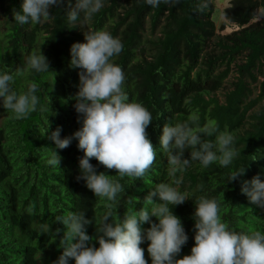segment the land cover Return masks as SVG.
Instances as JSON below:
<instances>
[{"label":"trees","instance_id":"1","mask_svg":"<svg viewBox=\"0 0 264 264\" xmlns=\"http://www.w3.org/2000/svg\"><path fill=\"white\" fill-rule=\"evenodd\" d=\"M90 23L80 28L83 15L75 22H69L67 0L59 7L51 8V17L37 24L19 25L12 15V9L19 10L22 0H0V74L13 75L12 89L25 92L29 83H36L39 104L35 112L25 119L14 115L0 103V264H53L62 249L56 231L63 225L55 223V217L68 212H85L87 218L98 221L110 203L106 198L94 196L79 175V158L84 155L72 140L66 149H57L48 134L57 127L61 138L71 136L81 126L77 122L75 95L79 90L80 69L70 67V48L74 42H85L83 31L100 29L106 20L113 17L118 0H107ZM119 19L109 23V33L114 36L124 17L130 20L121 30L124 34L123 49L113 61L125 74L123 90L130 101L146 107L153 122L147 128L148 138L156 149V159L151 169L142 178H121L115 170H107L95 159L92 163L97 172H106L110 178L123 186V192L112 202L113 217L119 219L124 213L146 204L145 197L150 186L167 183L173 187L174 180H182L178 191L189 197L183 204L169 206L182 222L188 236L179 257L188 255L194 246V198H214L219 206L222 222L230 230L264 232V209L252 204L242 193L245 180L259 175L264 180V108L258 113L247 115L264 91V0H229L223 8L224 21L236 27L225 35L228 59L233 53H244V62L237 66V76L224 91L221 102L212 94L221 85L227 73L225 70L209 75L216 59L224 54L206 58L204 69L198 68L190 74L191 66L198 59L214 35L215 25L211 20V2L204 11H198L202 0H180L177 4L161 3L151 7L145 0H131ZM74 5L75 0H71ZM145 16L150 28L164 17L165 25L154 46L156 52L143 64L133 61L134 52L139 49V31ZM223 21L220 22L222 26ZM42 53L47 57L50 69L36 72L25 66V58L31 53ZM231 56V57H230ZM133 61V62H132ZM135 62V63H134ZM257 70L263 79L259 93L251 97V88L244 80H254ZM263 71V72H262ZM43 109V110H42ZM190 116L198 118L200 125L213 123L219 131H227L235 137L239 155L228 167L212 163L204 168L199 161L190 160L175 177L169 176L170 165L160 148V136L165 123L183 122ZM253 120L249 129H244L246 119ZM215 140V136L209 137ZM52 149L61 156L60 166L47 163ZM190 158V149L184 152ZM244 167L245 171L235 181H225L231 172ZM158 198H154L156 200ZM157 222L156 217H151ZM86 228L89 235H95V222ZM149 223L141 225L142 229ZM98 247V242L93 241ZM149 241L141 244L147 252ZM151 264V257L146 259ZM69 264H75L70 259Z\"/></svg>","mask_w":264,"mask_h":264},{"label":"clouds","instance_id":"2","mask_svg":"<svg viewBox=\"0 0 264 264\" xmlns=\"http://www.w3.org/2000/svg\"><path fill=\"white\" fill-rule=\"evenodd\" d=\"M65 0H22L19 10L12 9L13 19L19 25L37 24L51 17V8L59 7ZM69 22L75 23L81 15L80 28L104 6L103 0H67ZM180 0H145L149 6L161 3L177 4ZM209 0H202L198 11H204ZM259 15L264 16V8ZM85 42H74L70 48V67L80 69L79 90L74 99L77 122L81 125L71 136L61 138L57 127L48 135L57 149H66L73 139L84 153L79 158V175L86 187L96 197L106 198L107 210L94 221L85 212H68L55 217V223L63 225L56 231L62 249L53 264H148L141 244L149 241L147 252L151 264H264V232H236L222 222L219 206L214 198H194L195 211L194 246L188 255L180 258L182 246L188 236L181 219L173 213L171 206L181 205L188 196L167 183L150 186L145 197L149 209H128L123 217H113L112 202L123 192V186L110 178L106 172H97L90 163L95 158L107 170H115L119 177L142 178L151 169L156 159V149L148 138L147 128L153 122L149 110L136 101H130L123 90L125 74L113 62L123 45L118 38L105 30L83 31ZM25 66L36 72H47L50 65L42 53H31L25 58ZM13 75L0 74V103L15 119H25L37 110L38 86L29 83L27 90L18 93L12 89ZM43 110V109H42ZM215 136V140L209 137ZM160 148L170 165L169 176L175 177L190 160L199 161L204 168L212 163L228 167L239 155L235 137L227 131H219L217 125H200L198 118L190 116L183 122L165 123L160 136ZM190 149V158L184 152ZM61 156L52 149L49 165L60 166ZM244 167L231 171L224 179L235 181L244 173ZM179 186L182 180H174ZM241 191L248 200L264 209V180L259 175L242 182ZM154 198H158L154 200ZM156 217L157 222H152ZM95 222V235L87 233V226ZM150 227L142 229L141 225ZM93 241L98 242V247Z\"/></svg>","mask_w":264,"mask_h":264},{"label":"rangeland","instance_id":"3","mask_svg":"<svg viewBox=\"0 0 264 264\" xmlns=\"http://www.w3.org/2000/svg\"><path fill=\"white\" fill-rule=\"evenodd\" d=\"M229 0H210V4L212 6V12L210 15L211 20L214 22L215 31L214 35L210 38L206 47L201 51L196 62L191 66L190 74H192L198 68H207L206 66V58L213 56H220V54H224L223 59H216L210 68L209 75L218 74V72L225 70L227 66V73L225 77L221 81V85L218 89H216L212 94L218 99L219 102L223 100L224 91L230 87V82L235 80V77L238 75L236 70L237 66L244 62V53H233L231 54L232 58L228 59V48H226L223 44L227 43L225 39V35H229L231 31L235 30L236 27L232 24L227 23L223 19L222 10L228 4ZM104 5L108 4L107 0H103ZM131 0H118V6L115 7L113 11V17L106 20V22L102 25L99 30L109 31V23H113L119 19L124 13V10L127 9ZM3 7V6H1ZM0 7V8H1ZM1 11V9H0ZM130 20V15L124 17L122 24H120L116 29V34L113 36L118 38L121 42L124 38V34L121 33V30L125 29V25ZM0 21H2L0 19ZM222 22V26H220V22ZM90 23V20L87 21V24ZM142 29L139 31L140 43L139 49L142 48V51L134 52L133 61L143 64L144 61H148L156 52V46H154L153 42H155L156 38L161 36V28L165 25L164 17H161L154 29L150 28L149 18L145 16L142 21ZM230 56V57H231ZM117 58V56L113 57V61ZM132 61V62H133ZM134 62V63H135ZM209 69V68H207ZM263 72V71H262ZM252 73L256 74L254 80H250L249 77H244V80L249 84L251 88V97H255L259 93V83L262 81L263 77L261 74L257 72V70L253 69ZM264 108V91L261 97L256 101L255 105L247 111V115H251L252 113H258ZM254 122L253 120L247 118L246 123L243 125L244 129H249L250 124ZM173 187H178L176 184ZM145 259L150 258L148 252L144 253Z\"/></svg>","mask_w":264,"mask_h":264}]
</instances>
